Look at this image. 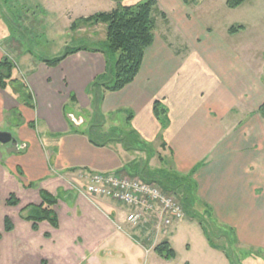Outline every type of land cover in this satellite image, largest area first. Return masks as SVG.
Masks as SVG:
<instances>
[{
    "label": "crops",
    "instance_id": "obj_1",
    "mask_svg": "<svg viewBox=\"0 0 264 264\" xmlns=\"http://www.w3.org/2000/svg\"><path fill=\"white\" fill-rule=\"evenodd\" d=\"M50 1L51 8L57 6L66 13L71 26L90 17L93 5V0ZM161 11L166 15L167 33L160 41L155 33L136 80L120 92L106 93L97 109H93V95L85 104L79 94L83 91L84 96L106 72V59L100 52H78L57 68L39 61L28 67V76L22 80L17 68L14 78L32 91L33 109L11 87L0 89V132L7 126L8 114L18 111L24 118L14 128L24 149L0 144V199H6L7 204V197L17 193L20 200L11 212L15 223L8 236L14 237L18 225L26 240L49 234L48 241L60 248L58 258L68 264H111L105 258L121 255L126 249L131 252L128 261L146 264L152 257H147L145 246L133 237L127 208L110 199L81 195L80 188L92 173L134 174L136 167L146 162L143 150L150 149L160 155L163 170L191 176L197 205L232 228L238 245L264 251V121L258 115L264 97L259 80L253 81L252 72L246 73L240 62L239 66L233 63V56L225 58L220 51L204 55L174 48L178 44L171 34L174 22L168 12ZM183 19L178 16L175 20ZM3 25L0 19V43L11 39V30ZM88 29L92 27L73 32L86 36ZM4 55L0 49V61ZM254 83L257 94L249 87ZM157 101L167 109V127L155 116ZM69 102L77 109L67 112ZM83 108L94 111H87L90 117L86 122L80 111ZM130 115L133 118L128 122ZM130 131L134 144L124 140ZM41 190L60 198L55 211H65L66 224L76 228L86 223L87 233L81 229L71 237L74 246L81 248L75 257L67 256L71 241L62 240L61 225L54 229L44 222L35 231L31 222L21 218L20 210L42 204ZM41 264L52 261L44 259Z\"/></svg>",
    "mask_w": 264,
    "mask_h": 264
},
{
    "label": "rangeland",
    "instance_id": "obj_2",
    "mask_svg": "<svg viewBox=\"0 0 264 264\" xmlns=\"http://www.w3.org/2000/svg\"><path fill=\"white\" fill-rule=\"evenodd\" d=\"M54 1L51 0L50 2L54 3ZM137 1L142 2L145 0H125V5L131 6ZM182 1H159V10L168 12L174 22L171 34L174 38H178L175 41L178 44L176 43L174 48H189L193 54L205 55L210 51H220L225 58L233 56V63H237V66H239L238 62H240L243 69L246 68V73L250 74L252 72L253 81L258 82L259 80V92H261L260 95L263 98L264 87L262 88L261 85L264 86V83H262V78L264 80V0H249L235 10L228 8V0H205L199 6L184 4V1ZM92 4L88 16L98 13H110L116 8V4L110 0H93ZM178 16L184 18L182 22L180 21L181 23L175 20ZM153 17L156 21L155 33H157L158 41H160L162 35L167 33V25L160 12H154ZM0 19L11 30V39L2 40L0 45L3 46H0V49L5 54L4 56L9 57L16 64L19 73L21 72L18 74V78L21 80L24 79L22 76H28L26 75L29 72L28 67L39 64L41 58L53 59L60 57L67 47L100 48V43L106 40L107 27L103 24L98 25L97 28L95 26L88 29L86 36L83 33L71 31L66 13L57 6L51 8L47 4V0H0ZM70 20H73L72 17ZM5 25H3L4 28H6ZM233 27H243L244 30L231 35L229 31ZM192 37L196 40L192 41ZM197 40H200V42H197ZM180 44L183 46H180ZM20 53L23 55L22 57L19 56ZM240 71L243 74L242 69ZM256 76L258 79H256ZM258 85L254 83V85L249 86L254 89L255 94L258 93ZM90 94L92 96L91 89H88L86 93L84 92V96L83 91H81L79 95L82 102L87 104L86 100ZM102 94L103 90L97 88L92 97L101 96ZM75 109L77 108L69 102L66 108L67 112H72ZM93 109L96 108L93 107ZM80 111L85 122L90 115H87V111L94 113L91 108H83ZM6 120H8L7 126L3 128V132L11 133L16 139L15 125L22 124L24 118L18 111H14L12 114L7 115ZM134 141V137L130 138L129 144ZM143 152L147 155L146 162L136 167L134 170L136 176L159 183L163 187L177 184L172 179L174 173L171 174L163 170L164 165H162L160 155L156 156L150 149L143 150ZM87 184L88 181H85L83 186ZM178 191L182 203L189 204L186 207L187 215L183 221L160 233L150 223L135 228L131 226L135 231L133 237L145 246L147 257L149 255L152 257L146 264H264L263 254L257 257L256 254L250 252L244 246L233 242L229 239L231 233L225 231L214 216H210L207 210L197 205L196 200L192 201L189 198L187 201L181 189ZM11 194L19 197L17 193ZM11 194L7 199L10 198ZM82 194L87 196L85 193ZM68 198L70 200L72 197ZM0 200V233L3 236L0 242V264H41L44 259H50L52 264H68V262L65 263L64 258H58L60 248L49 242L43 236L44 232L40 239L30 237L26 240L24 229L18 225L14 237L8 236L5 231V220L9 217L13 220V224L15 223V220L11 217V212L15 207L8 206L6 199ZM114 203L120 205L117 202ZM56 211L60 217L59 225L62 229V240L71 241L67 256L75 257L81 248L74 246L71 237L73 232L77 230L82 229L87 233L86 223L82 222L80 227L74 228L66 224L67 215L65 211L58 209ZM21 212L20 210V216ZM201 224L206 227L211 242L224 250L225 254L210 247ZM45 225L47 227L51 226L48 222ZM42 229L45 230L46 228L43 226ZM19 240H22V242H19ZM166 240L171 243L177 255L176 259L170 262L161 259L154 252L155 247ZM20 244L22 246L19 248ZM130 253L126 249L123 254L105 258V261L111 264H134L128 261ZM70 264H73V262L71 261Z\"/></svg>",
    "mask_w": 264,
    "mask_h": 264
},
{
    "label": "trees",
    "instance_id": "obj_3",
    "mask_svg": "<svg viewBox=\"0 0 264 264\" xmlns=\"http://www.w3.org/2000/svg\"><path fill=\"white\" fill-rule=\"evenodd\" d=\"M110 1L116 4V8L112 12L98 13L88 18H80L71 26L72 31H77L84 27H95L101 24L105 25L107 27L106 40L103 43H100V48H89L84 46L78 48L67 47L64 54L60 57L53 59H40V61L48 67L57 68L68 57L77 54L78 52L92 51L102 53L106 59V72L98 77L90 86L92 95L97 88L103 90L101 96L94 97V107L96 109L99 107L101 100L106 93L120 92L136 80L141 71L146 51L151 48L155 42L156 21L153 17V13L159 11L158 0H145L131 6L125 5V0ZM248 1L249 0H228L227 6L228 8L235 10ZM184 2L188 5L193 4L199 6L204 0H184ZM160 13L162 18L166 19L165 13ZM242 30H244L243 27H233L230 29L229 33L234 35ZM17 68L16 64L11 61L9 57H3L0 61V89L7 90L11 87L16 95L19 96L20 100L27 107L33 109L35 108V103L32 91L28 88L25 82L14 78V72ZM71 100L76 102V97L72 95ZM154 113L156 118L162 123V126L167 127V109L161 102H155ZM258 115L264 121V103L258 109ZM132 118L133 115H130L128 122L132 121ZM133 137H135L134 133L130 131L128 134L124 135V140H129ZM173 176L172 179H174V182L177 184H173L175 186L171 185L169 187H164V189L174 193H179L178 190L181 189L182 193H184V196L187 198H185L187 201L189 198L194 201V190L196 189V185L191 176L174 174ZM29 187H35V185L30 184ZM40 195L42 198V204L40 206L30 205L26 207L21 212V218L25 221L31 222L35 231H38L39 224L44 222H48L52 228L58 229L60 223L55 207L58 205L60 198L45 190H41ZM183 204L186 210V207H188L189 204H186V202H183ZM7 205L10 207H18L20 205V200L16 195L12 194L7 201ZM202 223L204 224V222ZM201 226L205 237L209 241L208 243L210 247L215 250H220L225 254L224 250L211 242L206 227L202 224ZM220 226H222L225 231H228L229 234L231 233L229 239L238 244L235 231L228 226L222 224H220ZM5 231L7 233L14 231V224L9 217L5 220ZM2 238L3 236L0 233V242ZM46 238H50V235L47 234ZM249 251L256 254L257 257L262 254L264 257V251L262 250L249 249ZM154 252L161 259L168 262L175 260L177 257L176 251L167 240L157 245Z\"/></svg>",
    "mask_w": 264,
    "mask_h": 264
},
{
    "label": "built area",
    "instance_id": "obj_4",
    "mask_svg": "<svg viewBox=\"0 0 264 264\" xmlns=\"http://www.w3.org/2000/svg\"><path fill=\"white\" fill-rule=\"evenodd\" d=\"M88 184L80 188L88 196L106 198L127 208V223L132 227L152 224L165 232L186 217L178 192H170L159 183L135 174L92 173Z\"/></svg>",
    "mask_w": 264,
    "mask_h": 264
},
{
    "label": "water",
    "instance_id": "obj_5",
    "mask_svg": "<svg viewBox=\"0 0 264 264\" xmlns=\"http://www.w3.org/2000/svg\"><path fill=\"white\" fill-rule=\"evenodd\" d=\"M0 144L4 146L11 145L16 150L24 149V147L19 145V142L9 132H0Z\"/></svg>",
    "mask_w": 264,
    "mask_h": 264
}]
</instances>
